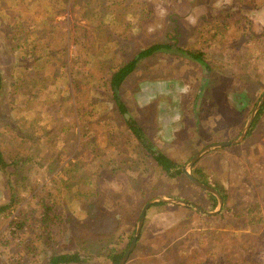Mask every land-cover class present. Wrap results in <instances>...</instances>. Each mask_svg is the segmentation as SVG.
I'll list each match as a JSON object with an SVG mask.
<instances>
[{"label": "rangeland", "instance_id": "1", "mask_svg": "<svg viewBox=\"0 0 264 264\" xmlns=\"http://www.w3.org/2000/svg\"><path fill=\"white\" fill-rule=\"evenodd\" d=\"M263 15L264 0H0V264H48L59 252L83 260L64 264H109L148 199L207 205L181 168L235 139L264 90ZM153 44L167 47L136 60L115 87L118 110L111 73ZM141 98L151 104L139 107ZM262 104L246 141L187 168L227 193V211L196 231L192 208L148 206L124 264H170L166 254L182 246L192 264H264ZM147 145L188 182L166 177ZM189 218L193 229L180 231ZM170 234L186 239L161 248Z\"/></svg>", "mask_w": 264, "mask_h": 264}, {"label": "trees", "instance_id": "2", "mask_svg": "<svg viewBox=\"0 0 264 264\" xmlns=\"http://www.w3.org/2000/svg\"><path fill=\"white\" fill-rule=\"evenodd\" d=\"M159 47H167L165 44H153L148 46L147 48L143 49L142 51H140L137 54V57L119 65L116 69L113 70V72L110 75L109 78V83L111 85L112 88V96L114 98V101L116 103V106L119 110V100L117 99V96L115 95V87H117L120 82L123 80V78L129 74V72L133 69L134 64L136 62V60L138 58H141L143 56H146L148 54H150L152 51H154L155 49L159 48ZM193 55V54H192ZM194 58H197V55H195ZM263 106V104L258 108V111L256 112L257 114L259 113L261 107ZM256 114V116H257ZM255 116V117H256ZM129 123H133L132 120H127ZM253 122L251 123L250 127L248 128V132L249 129L251 128ZM131 130V133L136 136L134 133H138L139 132V128L137 126L134 127H130L129 128ZM247 132V134H248ZM139 143H143V139L142 136H136ZM146 153L149 154V156L154 160L155 164L159 167V170L166 176L169 178H178L180 180H185L188 182V180L181 174L180 172V166L177 165L174 161H172L171 159H169L168 157H166L164 154H161L160 152H157L156 150L151 149L148 145L146 147ZM5 162L3 161L2 155H1V151H0V168L5 167ZM195 166V167H194ZM191 175L196 178L199 182H201L202 184L207 185L208 187L216 190L217 194L219 195L220 199H221V208L218 211V213H216V215L213 216H208V215H203L200 214L196 211H194L193 209H188L191 214L195 217V221L201 222V224H199L195 229L196 231H199L200 229H203L205 225H208L210 223H213L216 220H219L221 215L224 214V212L227 211L228 207H226L225 202L227 200V193H223V190L220 189V187L216 184H212L209 183L208 180L206 179L205 174L196 167L195 164H193L191 167ZM219 187V188H218ZM205 196L208 198V202L207 205L205 204V206H201L198 204L199 207L203 208L204 210L207 211H211L214 209V206L216 204V199L215 197L208 193L205 192ZM161 204H166V202H158V203H153L151 204L153 205H161ZM169 204V203H168ZM4 205L0 206V213L3 212L4 210ZM51 208L50 205H43V210H44V218L41 220V222L43 223V226H45L46 228H48L51 224H52V220L51 218H49L47 220V216L49 215L47 213V210H49ZM187 208H191V207H187ZM184 207V209H187ZM51 217V216H50ZM191 220L190 218L188 220L185 219H181L176 225L178 226V229L181 231L185 226H187L188 228H192L193 227L190 225L191 224ZM207 223V224H206ZM10 225H16V227H14V229L17 228H21L23 227V221H14L12 223H9ZM177 227H174L173 229H176ZM171 233V232H170ZM11 234H14L13 232H11ZM186 238H181L179 234L174 235V234H170L169 236H167L166 238L162 239V243H160V247L164 248V246L167 244V242H170L172 240H175L177 242H183ZM139 240V237L136 238L135 243ZM129 241H127V243L125 244V247L127 246ZM176 242V244H177ZM125 247H123L119 252L117 253H112L109 254V264H116L117 261L119 260V258L121 257L122 253L124 252ZM185 250V247L182 246V248H177L174 249L171 253L166 254L169 258V263L170 264H192V262L190 260H186V258H188V255H186L185 253H183ZM193 254V252H191ZM176 255V256H175ZM243 258V257H242ZM243 260H245L243 258ZM83 260L80 258L79 254L74 252V253H67V252H59L56 253L52 256H50L48 258V263L49 264H64V263H69V262H73V263H80ZM248 262V260H245ZM183 262V263H182ZM250 262V260H249ZM255 263V262H254Z\"/></svg>", "mask_w": 264, "mask_h": 264}, {"label": "water", "instance_id": "3", "mask_svg": "<svg viewBox=\"0 0 264 264\" xmlns=\"http://www.w3.org/2000/svg\"><path fill=\"white\" fill-rule=\"evenodd\" d=\"M264 100V90L262 91L258 101L256 102V104L254 105V107L252 108V110L249 112L246 121L241 129V131L239 132V135L232 140H228V141H223V142H217V143H213L210 145H206L204 146L202 149H200L198 152H196L194 155H192L187 163V165H185L184 167L181 168V172L186 176V178L195 186L201 188L203 191L208 192L210 194H212L215 199H216V206L214 208V210L212 211H205L203 209H201L199 206H195V205H188V203L186 201L180 200V199H176V198H171V197H164V196H156L153 197L151 199H148L141 207L138 213V217L136 220V224H135V228H134V232L131 236L130 242L127 246V248L125 249V251L122 253L121 257L119 258V260L117 261L116 264H124L129 253L131 252V250L133 249V246L135 245V240L136 237L138 235L141 223H142V219L145 213V210L147 209L148 206H150L152 203H156V202H169V203H173V204H179L182 206H188L191 207L192 209H194L195 211L201 213V214H212L214 212H216L221 205V199L219 197V195L217 194V192L208 187L205 184H202L201 182H199L196 178H194L190 173H188L187 168L188 165L192 164L194 161H196L204 152L208 151L209 149L213 148V147H220V146H227L230 144H236L238 142H240L243 138V136L245 135L246 130L248 129V126L256 112V110L258 109V107L260 106V104L263 102Z\"/></svg>", "mask_w": 264, "mask_h": 264}, {"label": "crops", "instance_id": "4", "mask_svg": "<svg viewBox=\"0 0 264 264\" xmlns=\"http://www.w3.org/2000/svg\"><path fill=\"white\" fill-rule=\"evenodd\" d=\"M257 6L258 5H254V6H250V8H257ZM264 16V15H263ZM258 22V21H257ZM264 33V32H263ZM201 65V67L202 68H204L205 69V72H206V76L208 75V73H210V71H211V69H210V67L209 66H207V63H205V62H203L202 64H200ZM201 82H204L203 80L201 81ZM142 100H141V103L143 104V105H139V107H142V106H149L150 104H151V102H150V99H145V98H141ZM246 136H247V133H246V135L244 136V140L243 141H246ZM232 140V139H231ZM226 141H228V140H226ZM219 142H223V141H219ZM215 143H217V142H215ZM213 144V143H212ZM230 145H232V144H230ZM228 146V145H227ZM220 147H222V146H220ZM252 147H254L253 149H252V154H251V156H250V154L248 155L247 153H245L242 157H243V159L245 160V159H247V160H249V158L251 157L252 158V155H254L255 153H256V151L260 148V145L259 144H255V145H252ZM250 151V150H249ZM207 152H209V150L208 151H206V152H204L202 155H204L205 153H207ZM201 155V156H202ZM200 156V157H201ZM199 157V158H200ZM199 158H198V160H199ZM237 161V160H236ZM253 161V163H252V165L254 166V162H256L255 160H252ZM252 168V167H251ZM183 174V173H182ZM184 175V174H183ZM253 175V173H251V176ZM232 176H235V179H239V178H241V175H239V173H238V171H237V169H236V173H234V174H232ZM242 182V181H241ZM243 184L244 185H246V183H245V181L243 182ZM225 189H226V187H224ZM216 191V190H215Z\"/></svg>", "mask_w": 264, "mask_h": 264}, {"label": "flooded vegetation", "instance_id": "5", "mask_svg": "<svg viewBox=\"0 0 264 264\" xmlns=\"http://www.w3.org/2000/svg\"><path fill=\"white\" fill-rule=\"evenodd\" d=\"M49 264V263H48Z\"/></svg>", "mask_w": 264, "mask_h": 264}]
</instances>
